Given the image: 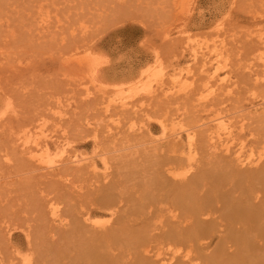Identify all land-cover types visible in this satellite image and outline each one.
Wrapping results in <instances>:
<instances>
[{"label": "rangeland", "instance_id": "374dc122", "mask_svg": "<svg viewBox=\"0 0 264 264\" xmlns=\"http://www.w3.org/2000/svg\"><path fill=\"white\" fill-rule=\"evenodd\" d=\"M119 2L0 0V224L7 220L10 223L11 219L12 223L22 220L19 224L26 221L24 226L39 228L43 225L49 234L48 228L56 224L53 220L48 221L52 215L50 204L54 203L61 215L66 213L67 202L62 196L66 195L67 189L63 188L74 181L75 185L80 184L73 174H65V180L62 177L57 181L53 171L64 169L65 162L73 161L75 156L81 160L103 153L99 159L101 170L107 162L106 165L114 173L118 164L122 165L119 160L125 159L127 165H142L151 173L158 162L137 158L141 154L139 152H155L157 146L174 137V130L184 134L190 131L202 139L204 147L193 153L196 157H200L203 150L214 151L213 156L222 157L244 148L246 152L251 148L256 151L264 149V60L260 54L262 42L259 36L264 37V0ZM194 51L197 52V59H194ZM88 52L90 56L94 55V63L83 61ZM157 53H160V58L156 57ZM152 69L163 75L164 84L159 85L155 81L144 83L146 78L141 75ZM215 70L221 76L213 74ZM124 101L128 103L125 106L127 109L121 105ZM219 116L230 130L233 129L235 140L227 142L224 137L217 141L218 138L208 139L216 130L211 119ZM163 121L171 123V126L176 121L175 129L166 134L162 129ZM133 132L135 135L143 133L144 139L139 141L142 136H133ZM27 137L29 141L42 138L46 142H59V149H55L52 143L50 145L53 153L64 155L61 161L53 166H43L29 153L30 156L25 154L32 169L30 173L20 175L18 166L11 167V164H19L17 157L21 153L14 154L12 146H21ZM129 140L133 142L132 147ZM8 143L13 145L7 147ZM215 145L219 146L218 151L212 150ZM61 149H67V152L62 153ZM123 155L131 159L126 160ZM67 156L69 160L65 158ZM131 160H137V163L133 164ZM9 169L13 174L9 173ZM16 170L19 176L15 174ZM140 170L135 173L136 177L155 176L153 173L140 174ZM68 179H72L71 182ZM93 181L88 180L85 184L90 186ZM93 185L101 183L95 181ZM59 189L64 191L59 193ZM67 196L73 198L75 204H81L77 191H73V196ZM38 202H41V207L47 205L44 206V209L47 207L43 210L44 215L40 214L42 217L37 210L33 212ZM77 205L79 217L73 222L80 229L87 226L102 229L114 224L110 213L101 204L90 209ZM46 211L50 212L47 214ZM156 211L157 208L153 209L154 213ZM145 212H150V209ZM175 212L177 210L171 208L161 214L167 218ZM45 216L48 218L46 222ZM146 222L133 220L130 223H134L133 229L138 230L144 229ZM68 225L60 226L78 233H70L68 242L67 239L53 241L50 234L38 233L35 234L38 239L34 244L38 247L31 249L25 238V227H18L11 236H6L9 235L6 231H0V244H5L4 240L9 237L14 241L11 246L15 251L14 261L18 264L37 262L39 247L53 255H46L49 264H84L80 251L73 255L53 254L55 250H62L64 243L76 247L81 243L82 236L77 227ZM136 238L131 234L122 246L118 241L112 243L115 252L120 251L122 261L136 262L134 258L141 251L147 257L153 255L155 249L150 252L142 250ZM6 255L10 256L8 251ZM155 258L153 255L152 259ZM148 259L142 260L141 264L156 261ZM0 264H3L2 254Z\"/></svg>", "mask_w": 264, "mask_h": 264}, {"label": "bare ground", "instance_id": "6f19581e", "mask_svg": "<svg viewBox=\"0 0 264 264\" xmlns=\"http://www.w3.org/2000/svg\"><path fill=\"white\" fill-rule=\"evenodd\" d=\"M124 2L125 0H120L119 4H124ZM259 36L262 42V52L260 54L262 59L264 60V37H262V35ZM194 50L196 49L194 48ZM90 54L91 53L88 52L87 55H84L86 59L83 58V61H88L91 63V61L93 60L92 56L94 55L90 56ZM159 54L160 53L156 54L157 58H160ZM197 58L198 57L196 52L194 54V59ZM79 60H81L80 57ZM204 65H206V62ZM204 65H202V67ZM212 68L215 67L212 66ZM145 74L146 75H144L143 73L141 75L143 79L146 78V82H144L145 84H149L153 81L159 83V85H161L162 82V84H164L163 75H159L157 70L152 69L146 71ZM213 74L221 76L218 73V70H215ZM219 82L221 84V81ZM121 103L120 104L122 105V107H124V109L128 108H125V106L128 105L127 101ZM211 120L214 121V128L216 130L209 136V140H213L214 138H218L216 139V141L222 140L223 137L227 142L235 140L236 134L233 132V129L230 130V128H228V126L224 124L226 122H224L225 120H223L222 116L215 117ZM175 122L176 121L172 122V126L171 123H167L166 121L162 122V129L166 134L175 129ZM111 129L112 127L110 128V130ZM91 131L93 133L94 129ZM106 132L109 131L106 130ZM173 133L174 137L170 141L161 143L159 146L156 145L157 147L155 146V152H139V154H141L139 155L140 157L138 156L137 158H141L145 161H147V159L148 161L149 159H153L152 161L158 162L156 167L153 168V171L151 172L155 174V176L150 175V179L149 177L147 178L145 176H142L140 178L139 176L136 177L135 173H137L138 169L140 170L144 168V166L142 165L139 166V162V167L134 164L137 163V160H135L136 162L131 160L133 161L134 165H127L126 162H124V158V161L119 160L120 162H122V165H119L118 161L117 164L119 166V169L115 167V169L117 168V170L112 173L113 169L111 171L108 168L107 162V165H103L104 168L101 170L99 161L101 160V155L103 153H100L101 155L95 153V156H93L92 158H82L81 160L76 158L77 156H75L72 159L73 161L68 159V157L70 156V154H68L69 156L65 158H67V160L69 161L65 162L64 169L53 171V176L57 177L58 179H56L58 181L59 178H62L65 174H73L77 177L80 184L75 185V181L71 182L72 179H68L71 184L68 183V187L63 184L65 185V187H61L64 190L67 189V191H65V193L67 192L66 195L62 196L64 201L66 200L67 202L66 213L64 212V214L61 215V213H59L58 207H56L54 203L50 204L49 207L52 215L51 219L48 221L50 222L51 220H53L54 222H56V224L54 223L55 227L53 224L51 225V223H48V225H51L50 228H48L50 235L47 233L43 225H40L39 228H33L32 226H24L26 221H23V224H19L22 220L19 223H12V219L10 220V223L7 222L8 220L3 221L4 224H0V231H2L3 233L4 231H6V233L9 234L6 236H11L12 231L15 230V228L25 227L23 228L25 230V238L28 242V246L31 249H33L34 247H38L34 245L35 239H38L35 234L38 233L48 234L53 241L67 239L68 242V240L70 241V236H68L70 233H78L75 231H68V229L66 230L60 225L67 226V224H69L68 226L71 225L72 227H77L73 222L76 221L79 217V207L76 208L78 206L77 204H79V206L81 205L80 207L82 208L89 209L96 204H101L102 208L106 209V211L110 213L112 219L114 220V224L112 225L111 223V226L109 227H107L106 225L105 228L101 227L102 229H100V227L97 228L96 226H93L92 228H88L87 226L86 229H80L79 227H77L79 233H81V236L83 238V240L81 238V243H78V247H76L74 244L69 245V243H67L68 245L66 246L64 243L62 246L65 249L63 248L60 251L55 250L53 252L54 256L60 253L73 255L76 252L78 253L80 251L79 254L82 253L85 262L84 264H110L112 262V264H141L142 260L147 261L148 258V260H152V262L156 260L155 262L160 264H264V149L262 151H256V149L254 150L251 148L246 152L244 151V148V150L240 149L239 151L233 152L234 155L231 152L223 155L222 157L213 156L212 152L214 151L209 152L208 150H203L201 156L196 157L193 153L200 147H204L202 139H199L198 136L190 131L184 134L182 133V131L179 132L174 130ZM125 134H127L128 136L129 133L126 132ZM132 135H135L134 132ZM142 135L143 133L139 135V138ZM144 136H142V138L138 140L140 141L144 139ZM39 138L38 140L29 141V138L27 137L26 140L24 139L25 142L22 143L21 146H17V148L14 147V145L16 146V144H6L7 147L13 145L12 149H14L15 151L14 154L17 155L18 153H21L17 157V159L19 160V164H15V162L14 164H11V167H14V165L18 166L17 170L20 175L30 173L32 169V165L30 164V166L25 159L27 157H24L25 154L27 155L29 153L31 155V158H34L35 160L37 159L36 162L39 161L41 164H43V166H53L57 162H60L61 158L64 156L62 154L59 156L55 154L56 152L53 153L52 147L50 145L52 143L53 145H55V149H59L61 147L59 142L55 140L52 142H46V140L43 139L45 142L42 143L40 142L43 141L42 138L41 140ZM123 141L126 140H122V142ZM131 141L132 140H129V145H131L132 147L133 142L131 143ZM222 144L224 145V143ZM218 145H215V147H213L214 149L212 150L218 151L220 146ZM223 145H221V147ZM6 146L4 147V149L6 148ZM95 150L96 149H94V152ZM63 151L64 153H66L67 149ZM226 151H228L227 145ZM124 152H126V150L123 151V153ZM120 154L122 155V153ZM125 158L126 160H128L129 158L131 159V157ZM103 161L104 160L102 159V162ZM140 162L142 163V160ZM123 163L125 164L123 165ZM69 168H72L71 171L69 170ZM17 170L15 171V174H18ZM148 170V168H144L143 171L140 170L139 173L141 172L145 175H149L151 173H149L150 170ZM9 173L13 174L10 169ZM88 180H94L90 186L85 184ZM95 181L100 182L101 185H93ZM60 182L61 181H59V183ZM58 184L55 185L58 187ZM64 190L59 189L58 191L60 193ZM71 190H75L78 192L81 204H75L72 201L73 198L70 199L71 197L67 196H73V191L71 192ZM24 198H22L21 200H23ZM46 203L49 204V202ZM40 204L38 206L42 208L41 210H39L37 205L33 210V212L37 210L36 212L39 213V215L44 213L43 210H46L47 208L46 207L44 209V206L47 205L41 207L42 204ZM155 208H157V211L154 213L153 209ZM171 208L175 211L177 210V212L165 218L161 214V212L165 209ZM148 209H150V212H145L148 211ZM6 210L8 212V209ZM9 212L10 214L12 213L10 211V208ZM39 215L37 214L36 216ZM43 215L44 214H42V216ZM47 216L43 217L45 218V222L47 221L46 219H48ZM85 216L88 220L89 217L87 215ZM3 217L7 218L6 215H4ZM15 217H17V215ZM21 217H23L22 219H24V216ZM5 218H3V220ZM124 220L125 223L123 222ZM128 220L130 222L133 220H141L142 222H147L144 226V229L135 230L133 229L135 227L134 223H130ZM131 234L132 236L137 237L136 242L138 246L142 247V250L150 252L151 250H153V248L155 249V251L153 250V255L156 257L154 260L152 259V254V256L150 255L151 258L149 256L147 257L143 255L142 253L144 251H141V253H137V257L134 258L136 259V262L134 263H126V261L124 262L121 260L122 255L120 251L118 250V252H115L116 250L114 249L116 248L112 247V243L118 241V243H120L122 246L124 240H126ZM41 238H44V236H42ZM4 241L5 244H0V254H2L3 264H18V262L14 261L16 258L14 254L15 251L11 246L14 241L11 240L10 237L8 239H5ZM151 242H153V244ZM214 242L215 245L213 248H211ZM75 243L77 244V241ZM45 249H47L46 245ZM49 249L52 250L50 247ZM38 250L40 257L37 262L35 261L34 264H49L46 255H51L53 257L51 252L48 250L43 251L40 247L38 248ZM7 251L10 256L6 255ZM143 256H145L146 259L145 257L143 259ZM166 257H168V261H166ZM6 258H8V262L6 261ZM198 259H200L202 262H200ZM155 262L152 264H155Z\"/></svg>", "mask_w": 264, "mask_h": 264}]
</instances>
